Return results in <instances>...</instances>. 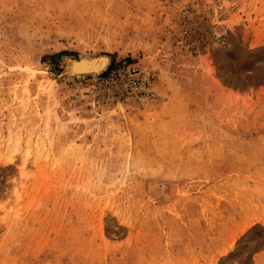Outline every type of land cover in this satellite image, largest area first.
Returning <instances> with one entry per match:
<instances>
[{
	"label": "rangeland",
	"instance_id": "374dc122",
	"mask_svg": "<svg viewBox=\"0 0 264 264\" xmlns=\"http://www.w3.org/2000/svg\"><path fill=\"white\" fill-rule=\"evenodd\" d=\"M0 264H264V0H0Z\"/></svg>",
	"mask_w": 264,
	"mask_h": 264
},
{
	"label": "built area",
	"instance_id": "2783aa9c",
	"mask_svg": "<svg viewBox=\"0 0 264 264\" xmlns=\"http://www.w3.org/2000/svg\"><path fill=\"white\" fill-rule=\"evenodd\" d=\"M104 81L116 87L115 94L118 98L142 101L152 94L151 84L138 64L133 63L115 69L107 75Z\"/></svg>",
	"mask_w": 264,
	"mask_h": 264
},
{
	"label": "bare ground",
	"instance_id": "6f19581e",
	"mask_svg": "<svg viewBox=\"0 0 264 264\" xmlns=\"http://www.w3.org/2000/svg\"><path fill=\"white\" fill-rule=\"evenodd\" d=\"M79 62L69 61L67 71L77 76H84L89 74H101L109 63L107 58H80ZM12 160V159H10Z\"/></svg>",
	"mask_w": 264,
	"mask_h": 264
},
{
	"label": "trees",
	"instance_id": "16d2710c",
	"mask_svg": "<svg viewBox=\"0 0 264 264\" xmlns=\"http://www.w3.org/2000/svg\"><path fill=\"white\" fill-rule=\"evenodd\" d=\"M59 55H65L64 53H62V54H59Z\"/></svg>",
	"mask_w": 264,
	"mask_h": 264
}]
</instances>
